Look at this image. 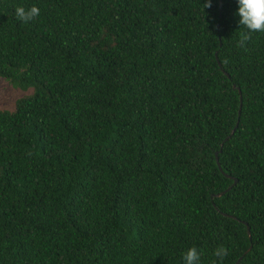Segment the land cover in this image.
<instances>
[{
  "label": "trees",
  "instance_id": "trees-1",
  "mask_svg": "<svg viewBox=\"0 0 264 264\" xmlns=\"http://www.w3.org/2000/svg\"><path fill=\"white\" fill-rule=\"evenodd\" d=\"M204 3L0 0V264H264V33Z\"/></svg>",
  "mask_w": 264,
  "mask_h": 264
},
{
  "label": "clouds",
  "instance_id": "clouds-1",
  "mask_svg": "<svg viewBox=\"0 0 264 264\" xmlns=\"http://www.w3.org/2000/svg\"><path fill=\"white\" fill-rule=\"evenodd\" d=\"M239 24L243 25L246 31L240 33L238 47H245L251 39V34L256 32L264 33V0H238ZM211 0H205L203 8L210 7ZM16 18L24 23L32 21L40 15L39 7L33 5L30 8L17 6L15 8ZM215 259L212 264H224L229 251L224 246H219L213 253ZM183 264H199L200 253L195 247L189 248L183 254Z\"/></svg>",
  "mask_w": 264,
  "mask_h": 264
},
{
  "label": "rangeland",
  "instance_id": "rangeland-1",
  "mask_svg": "<svg viewBox=\"0 0 264 264\" xmlns=\"http://www.w3.org/2000/svg\"><path fill=\"white\" fill-rule=\"evenodd\" d=\"M30 91V87L21 89L11 85L6 79L0 76V107L12 108L13 99L19 94H24Z\"/></svg>",
  "mask_w": 264,
  "mask_h": 264
},
{
  "label": "water",
  "instance_id": "water-1",
  "mask_svg": "<svg viewBox=\"0 0 264 264\" xmlns=\"http://www.w3.org/2000/svg\"><path fill=\"white\" fill-rule=\"evenodd\" d=\"M217 2H218V1H217ZM238 101H239V96H238ZM218 149H219V147H218ZM213 157H214V161H215L216 166L220 169V166H219V163H218V160H217V156H216V151H215V150L213 151ZM225 174H226V173H225ZM226 175H229V174H226ZM233 181H234V177L232 178L231 182H233ZM229 185H230V184H227V185L225 186V188H227ZM222 191H223V189L217 191L216 194H219V193L222 192ZM247 231H248V229H247V227H246V232H247Z\"/></svg>",
  "mask_w": 264,
  "mask_h": 264
}]
</instances>
